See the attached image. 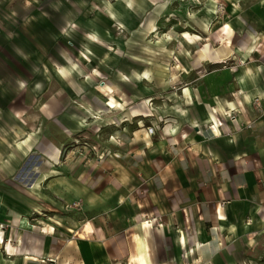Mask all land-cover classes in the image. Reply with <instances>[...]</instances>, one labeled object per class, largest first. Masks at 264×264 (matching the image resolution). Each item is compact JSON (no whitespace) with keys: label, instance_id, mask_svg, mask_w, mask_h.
I'll use <instances>...</instances> for the list:
<instances>
[{"label":"crops","instance_id":"1","mask_svg":"<svg viewBox=\"0 0 264 264\" xmlns=\"http://www.w3.org/2000/svg\"><path fill=\"white\" fill-rule=\"evenodd\" d=\"M184 1L19 19L50 48L1 62L0 264H264V0Z\"/></svg>","mask_w":264,"mask_h":264},{"label":"rangeland","instance_id":"2","mask_svg":"<svg viewBox=\"0 0 264 264\" xmlns=\"http://www.w3.org/2000/svg\"><path fill=\"white\" fill-rule=\"evenodd\" d=\"M36 1L38 3H41L45 0ZM58 1L61 0H53V2ZM92 1L97 2L98 0ZM185 1L187 3L190 2V4H201L203 2V0ZM24 3V7L21 8L24 10L18 11V5ZM33 4H35L34 0H0V67L3 66V64L1 63L2 61L10 62L11 64L13 62L18 63V60L13 57L17 56L18 58V52L21 53V57H26L25 60L21 59L22 62L34 64V66L36 67L39 66V62L44 61L41 58L45 56V53L47 55L49 51L48 48H50L48 46V43H46V40L49 41V28H45L43 26H40L38 28H36V26L32 28L28 25L29 22L27 24L25 22L20 23L19 20L24 18H30L28 15L31 11H29L28 9L32 8ZM51 13L53 15L51 19H53V24H55L56 19L61 18V13L59 11H52ZM43 18H45V16ZM118 28L119 27H116L117 31ZM54 29L59 30V25L56 24ZM119 30V33L121 32V34H125L122 29ZM57 46L59 47L60 44L57 43ZM52 50L57 51L58 49L56 46H54V49ZM35 52H38L36 56L39 55L41 57H39L38 59H34L32 56H34L33 54ZM2 56H4L5 59H2Z\"/></svg>","mask_w":264,"mask_h":264},{"label":"built area","instance_id":"3","mask_svg":"<svg viewBox=\"0 0 264 264\" xmlns=\"http://www.w3.org/2000/svg\"><path fill=\"white\" fill-rule=\"evenodd\" d=\"M230 119L236 120V117L235 116H230ZM252 127H253V124L246 125V128H248V129H251ZM148 131H149V133L151 135H153L155 133V128L150 127ZM93 150H95V148H93ZM0 242L3 243L4 242V239H1Z\"/></svg>","mask_w":264,"mask_h":264},{"label":"bare ground","instance_id":"4","mask_svg":"<svg viewBox=\"0 0 264 264\" xmlns=\"http://www.w3.org/2000/svg\"><path fill=\"white\" fill-rule=\"evenodd\" d=\"M207 11V10H206Z\"/></svg>","mask_w":264,"mask_h":264}]
</instances>
